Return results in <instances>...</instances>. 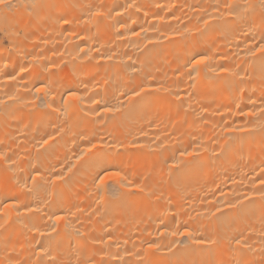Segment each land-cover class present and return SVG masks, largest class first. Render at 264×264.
<instances>
[{
    "label": "bare ground",
    "instance_id": "1",
    "mask_svg": "<svg viewBox=\"0 0 264 264\" xmlns=\"http://www.w3.org/2000/svg\"><path fill=\"white\" fill-rule=\"evenodd\" d=\"M228 2L0 8V264H264V0H233L237 17ZM105 168L144 191L101 185ZM185 227L193 239L170 235Z\"/></svg>",
    "mask_w": 264,
    "mask_h": 264
},
{
    "label": "snow or ice",
    "instance_id": "2",
    "mask_svg": "<svg viewBox=\"0 0 264 264\" xmlns=\"http://www.w3.org/2000/svg\"><path fill=\"white\" fill-rule=\"evenodd\" d=\"M33 5H36V0H32ZM13 7L11 0H0V8L3 9H11ZM224 7L226 9H228V11L226 13H222V16H228V17H237L240 15V13L244 10H246L247 4H245V8H242L241 5L239 3H235L233 2V0H229V2L227 4L224 5ZM93 15H95L96 17H102L103 16V12L97 10L95 13H93ZM65 24L68 23L67 20L63 21ZM224 25L227 26L229 24H233L235 23L234 20H224L223 21ZM121 27H123V25H121ZM144 29H141V31H143ZM69 35H72L73 33H68ZM133 35H138V33L133 32ZM81 52L84 51V49L80 50ZM259 53H261L262 58H264V42H261L260 46L257 48V50ZM0 59H3V57H0ZM108 59H111V57H108ZM210 60V57L208 56H204L201 55L197 58H193V61L191 63L190 66V71L188 73L189 78L192 79L193 78V73H198L199 69H198V65H204L205 67H209L210 65H208L206 62ZM7 63V62H6ZM21 71H23V68H21ZM230 71V69L228 68H224L221 67L220 68V72L221 73H228ZM15 77L13 76H9V79H14ZM44 91L43 87H37L36 88V92L40 93ZM144 89H141V92H143ZM68 93V98L69 99H73V100H78L79 97L77 95L76 91H73L72 89H68L67 90ZM44 95L47 96L48 92H44ZM133 95H140V93L135 92V90H133ZM95 103H97V105L99 106L100 102L99 101H95ZM53 110L55 111V100L50 102V105ZM67 105L65 104L63 110L67 111ZM117 108H113V107H109L106 103L101 106V111L104 113H109V112H115L117 111ZM236 129H228V131H235ZM242 131L244 129H241ZM53 139V137H49V140ZM94 139V138H93ZM93 139H89L88 140V146L84 149V152L81 153V156H83L85 153H91L93 155H95L96 153L100 152L102 149H104L106 146H110L108 144V142L105 140V138L103 136H101L99 138V140H95V142H93ZM45 144L48 143V140L44 141ZM131 146L135 147L136 143L135 142H131ZM196 147H199L198 145ZM180 155L182 157H192L194 155H196L195 150L193 151H185V152H181ZM10 158H7L4 156L3 153H0V160H8ZM77 159H80V157H77ZM175 163V162H174ZM262 171H264V169H262ZM122 172L123 169H117V168H105L102 170V174L101 172H97L96 174V178H98L99 183L101 185H106L108 181L111 180H117L120 185L122 187H126L129 188V191L132 194H135L136 192H143L144 188L141 187L139 184H133L132 181H128L127 184H125L124 182V177L122 176ZM40 178V174L39 172L36 173L35 176L32 177L33 181L37 180ZM62 177L60 175L55 176V180H61ZM95 179V178H94ZM261 185H264V179H261L260 181ZM9 205H5V207H8ZM26 207V211H36L37 209H28L27 206ZM217 211H220V209H217ZM56 221L59 222L62 217L61 216H56L55 217ZM5 225L4 224H0V228H4ZM179 227V226H178ZM55 230V229H53ZM163 235V233H162ZM170 235L173 237H181V236H186L189 239H193L190 231L187 229V227H185L184 231H179V230H174L170 232ZM178 241H173V243H177ZM195 242L197 244H205V243H212L213 241H205L203 239H195ZM240 240H236V245H240ZM148 248L151 249H157L158 250V246L155 243L149 242L148 243ZM41 252H46V249H41ZM52 264H55V261H52ZM204 264H215V261H208V262H204ZM223 264H228V262H223Z\"/></svg>",
    "mask_w": 264,
    "mask_h": 264
}]
</instances>
